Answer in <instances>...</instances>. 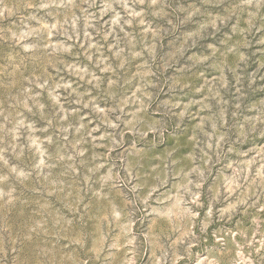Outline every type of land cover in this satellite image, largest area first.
I'll return each instance as SVG.
<instances>
[{
    "label": "clouds",
    "instance_id": "obj_1",
    "mask_svg": "<svg viewBox=\"0 0 264 264\" xmlns=\"http://www.w3.org/2000/svg\"><path fill=\"white\" fill-rule=\"evenodd\" d=\"M0 264H264V0H0Z\"/></svg>",
    "mask_w": 264,
    "mask_h": 264
}]
</instances>
